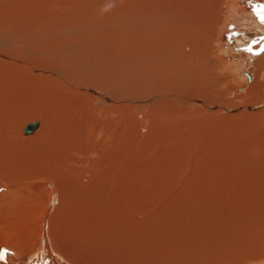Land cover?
I'll list each match as a JSON object with an SVG mask.
<instances>
[{"label": "bare ground", "instance_id": "1", "mask_svg": "<svg viewBox=\"0 0 264 264\" xmlns=\"http://www.w3.org/2000/svg\"><path fill=\"white\" fill-rule=\"evenodd\" d=\"M126 1L129 4L123 3L124 10L121 6L124 25L109 21L100 31L82 28L81 33L87 30L94 33L89 40L79 34L58 37L66 33L58 26L70 23L61 20L65 16L57 22L54 18L60 15L49 18L50 23L55 20L51 27L49 24L51 36L60 33L54 38L59 43L57 47L49 39L53 47L48 48L46 38L43 44L46 43L47 49L43 46V50L38 39L35 42L41 46L34 44L33 36V46L47 56L52 54L53 60L63 56L68 61L66 56L73 50H77L78 58L79 54H85L78 68L69 64L68 70H64L65 62L49 60L51 55L48 60H36L18 55L19 51L16 60L27 58L33 72L11 78L0 68V242L19 246L31 235L34 246L39 237L40 246L36 250H20L10 255L13 264L14 260L15 264H140L147 259L146 244L153 242L155 256L163 264H264V229L256 236L262 224L256 228L250 218L260 212L256 220L264 216V177L254 171L257 164L253 162L264 157L263 150L258 149L264 138L258 136L259 127H264V108L247 109L248 105L251 108L264 105V36L257 44L249 43L261 46L258 52L247 50L246 55L240 47L245 46L248 36L247 41L233 36L230 43L234 45L225 50L224 64L215 60L212 52L221 49L217 41L230 28L225 19L243 14L228 1L217 4L216 18L209 14L207 0H180L188 1L192 8H184L178 17L173 6L180 4L177 0ZM169 8L174 17L169 19L167 14L169 17L157 22L159 12L167 13ZM85 14L81 17L88 18ZM135 16L150 27L143 29L138 24L140 29L136 27L138 30L134 32L130 20ZM37 17L38 27L46 30V17L45 21L42 16ZM74 22L78 26L75 18ZM244 22L236 25L243 24L244 28L251 25V39L255 34H264V14L256 17V21ZM22 23L25 20L16 25L21 27ZM242 27L239 29L244 32ZM29 42L30 39L27 47ZM3 49L2 54L6 55L9 51ZM251 57L254 62L249 70L253 80L242 88L231 105H221V95L217 97L219 90L214 84L219 89L227 76L216 74L215 66L221 65L219 69L227 74L236 70V74L229 75H234L236 84L242 85L250 75L241 70L252 64ZM234 64L240 67L235 69ZM209 74L211 86L206 84ZM197 101L206 104L201 106ZM240 106L244 110L233 114ZM225 110L231 113L224 115ZM241 115L243 119H254L251 131L245 134L231 121ZM31 117H36L32 120L37 124L30 133H25L24 126L33 121H24ZM143 129L147 140H143ZM251 133L252 144L245 145L244 138H251ZM148 150L150 160L142 163L148 169L154 161L169 162L170 157V162L185 163L186 155L194 174L201 173L206 164L229 161L235 166L243 164L238 168L245 171L251 165V180L233 176L180 179L172 173L168 174L172 177H139L142 171L135 161L137 157L148 156ZM81 157L91 162L85 171L92 175L83 177L85 174L81 175L79 170L77 176L66 175V169L72 168L74 172L76 165L72 164L78 159L80 163ZM176 199L181 203L176 205ZM156 207L162 211L185 207L181 212L184 218L178 226L169 221L170 228H156L147 233L137 221L146 219ZM141 210L143 218L139 216ZM189 217H193V223L184 225L191 221ZM95 219L104 220L97 223L100 229L105 228L104 233L96 231ZM105 221L117 225L115 232L106 229ZM172 232L178 240H172ZM155 242L162 247L158 249ZM178 243L189 248L181 257L177 256ZM172 255L175 258L170 262Z\"/></svg>", "mask_w": 264, "mask_h": 264}, {"label": "rangeland", "instance_id": "2", "mask_svg": "<svg viewBox=\"0 0 264 264\" xmlns=\"http://www.w3.org/2000/svg\"><path fill=\"white\" fill-rule=\"evenodd\" d=\"M128 1H131L132 3L134 2V0H128ZM177 1H179L180 4L173 5V6H176V7H174L175 8L174 11L176 12V14H178L177 17L180 16L181 13L185 9L192 8L191 7V3H189L188 1H184L185 3H181L180 0H177ZM224 1L225 0H207L206 1V3L209 6V12H210L209 14L211 15V17L216 18L218 16V11H217L216 6H217L218 3L219 4H225ZM226 1H228L234 7L235 10L238 8V13L242 12L243 14L242 15H239V14L237 15V13L235 11L237 18H235L234 16H231V17L229 16V17H227L225 19V20L228 19L230 28H229V30L227 28V31L224 33L223 37L222 38L219 37V40L217 41L218 44L222 45L221 49L219 47L214 53L212 52V54L214 55V59L215 60H220V61L222 60V62L224 61V64L227 63L226 62V58H225V57H227V55L225 54V50H227L229 46L231 47V45H234V42L230 43V41H233L234 40V37L233 36H235V35H237L235 37H237V38H240L241 37V39L246 40V41H247V37L246 36H248V39L249 40L246 42V44L248 43L247 45H248V47L250 49L247 47L246 44H244L246 47L245 46H241L240 47L241 50L244 53L245 52L248 53V51L249 52L252 51V52H254L253 54H256L258 52L256 50H259L261 46L258 48V47H256L257 45H254V44H257L258 41H255L254 40L256 43H254V44L252 43V45H250L251 44V38L249 37V34H251V32L253 33V29H251V25H250V27L249 26H246L244 28L245 25L243 26V24H242L241 26H238L236 24L238 22H241V21L242 22L243 21L246 22V19L248 21H250V22L251 21H256V17H258L259 15L264 14V0L259 1V2H257V0H231V1L230 0H226ZM123 3H127V1L126 0L125 1L124 0H89V1L88 0H0V24L2 23V25L0 26V51H1L0 52L1 53L0 54V68L2 69V72L6 73L11 78H19V77L27 76L28 75V72L32 71V70H30V68L28 66L29 65V62L26 61L27 58H24L22 61H17L16 60L18 51H19V54L18 55H23V56H26V57L31 58V59H36L37 60L39 58L40 59L45 58L46 60H48L52 56V54H50L51 56L50 55L47 56V54H45V52L43 51L44 49L45 50L47 49L45 45H46V43H48V45H47L48 48L50 47L49 45H51V48L53 46H56L57 47L59 45V43L57 44L55 42V39L54 38H56L57 35L60 34L59 32L58 33L55 32L56 37L55 36L52 37L51 36V33H50V30H49L50 29L49 28V24H50V27H51L52 24H53V22L55 20L57 21V19L60 20L62 18V16H65V17L67 16L66 18L64 17V19L62 18L61 19L62 21L63 20H64V22H68L69 21L70 23L72 22V24H70V23L68 24L67 23L69 25L68 26L69 28H68L67 27V24L63 22L64 23L63 26L66 24V27L67 28L66 27L64 28L62 25H60V26L62 28H64V29H62L60 26H58V29L60 28V31L61 30H64V32H66V33H63L62 32L58 36L60 38H61V36L63 37V35H64V37H65V35L66 36L68 35L67 37L69 38V36H75V35H78L79 34L86 41V40H89L91 37H93L94 36V33L91 32L90 30H87V31L81 33L82 28L87 27L86 29H93L94 32H96V31L102 30V28L105 29V26L107 24H110V23H113L114 24L116 22V25L123 26L124 25V15H123L124 13H122L123 11H122L121 6H124L123 7V10L126 7L125 4H123ZM127 4H129V3H127ZM177 6H179V9H178ZM213 7H215V8H213ZM85 11H86V14H85ZM108 11H109V13H108ZM164 12L165 11H160L159 12V15H158L159 17L157 19V22L160 23V22H162L163 18L169 17V15L167 16V14H170L171 13V8H169L167 10V13L166 12L164 13ZM79 13H80V15H79ZM81 14H85V16L88 15L91 19L89 17L88 18L87 17H81V16H84V15H81ZM171 14H170V18L169 19H172L174 17ZM37 15H40V17L42 16V19H44L43 18L44 16L46 17L45 19H47V21L44 22L45 21V19H44L43 22L46 23V25H47L46 30L49 31V32H47L46 30H44L45 28L43 29V28L38 27V20H39L38 17L39 16L37 17ZM34 16H35V18H34ZM50 16L52 18L59 16L60 18L59 17L58 18H54L55 20L54 19L53 20L50 19L51 20V23H50L49 22ZM121 16H123V18H121ZM17 17H19V18H17ZM72 18H73V20H72ZM74 18L76 19V24H78V26L75 25ZM77 18H80L81 20H79ZM83 18H85L84 19V22H82L83 21L82 20ZM42 19H41V22H42ZM66 19H69V20H66ZM86 19H88V20H86ZM137 19L138 18H136V16H135V17H133V19L130 20V22H131L130 25H132L133 27H135V28H133L131 26V28H133V31L134 32H135V29H136V31L138 29H140V26L137 27L138 24L141 25V28H143V29L150 27V24H148L144 19L141 20L142 23L139 20H137ZM24 20H25V24L22 23L21 27H20V25L17 26L18 24H20ZM34 20H35V22H34ZM104 20L107 23L104 22ZM15 21H18V23H16ZM19 21H20V23H19ZM109 21H110V23H109ZM178 21H180V20H178ZM4 22L8 23V25H10V26H8L7 24L3 25ZM57 22H55L54 25H57L56 24ZM78 22H82V23H78ZM150 22H151V20H150ZM26 23H28V24H26ZM26 25H28V26H27L26 29H24V27H26ZM70 25H72L73 27H71ZM3 26H5V27H3ZM233 26L236 27V29L235 28H231ZM239 27L244 28L245 31L244 32L241 31L239 29ZM38 28H40L41 30L40 29L38 30ZM27 30H30L31 36H28L30 34L28 33L29 31H27ZM32 30H34V31H32ZM25 32L28 33V34L25 35L26 34ZM21 33H24V34H21ZM33 33H35V35H37L38 37H36ZM41 33H43L44 35L41 34ZM46 35H48V36H46ZM33 36L35 38L34 41H33ZM39 36L42 37V39ZM43 36H44V38H43ZM48 37H50V38H48ZM28 39H30V41H31V42L28 43L30 47H27L28 46L27 45ZM37 39L39 40L38 43L41 42L40 44L42 45V47H41L42 49H43V46H44V49L43 50L38 47L40 44L36 43L37 41L35 42V40H37ZM45 39L47 40V42L46 43L44 42V44H45L44 45L43 44V41H45ZM49 39H53V41L51 40V43L53 42L54 45L53 44H49ZM22 40L25 41L24 43H26V45H24V43H23V46L21 45ZM32 41L34 42V44H36L38 46H36V45H35L36 47L33 46V42ZM21 46L22 47L26 46V48L24 47V49H23ZM251 47H253V49ZM3 48H6L7 51H9L6 55L2 54V52L4 50ZM9 48H10V50H9ZM29 48H31V49L34 48L35 50L32 51ZM36 48H39L41 52L39 51V49H37L38 50L37 51ZM230 49H228V50H230ZM70 50H72V49H70ZM234 50H232V51H234ZM75 51H77V50H73L72 52L69 51L71 53H69V56L68 57L66 56V58H67L68 61H64L65 59H63V56L61 58L56 57L55 60L52 59L53 58V56H52L49 60L56 61V62L59 61L61 63L65 62L63 64V66H62V68H64V70H68L67 67L68 66L70 67L69 64H71L72 66H75L74 69L75 68H78L77 65H81L82 64L83 58L85 59V54H83L84 56H81V54H79L80 57L78 58V56L76 55L78 52L75 53ZM234 52H237V51H234ZM246 53H245V55H246ZM240 54L242 56L244 55L242 52ZM75 55H76V57H74ZM58 59H60V60H58ZM69 61L72 62V63H70ZM239 62L240 61H238L237 64H240ZM251 62H252V64H249L247 66H243L242 67L243 69L241 71L247 72L250 75L249 80H248V77H246V82H245V84H242L243 86L236 84V82L232 78V76H234V75H229V73L236 74V70H233V71L230 70V71H228V74H227L226 71H222L223 70L222 68H221V70L219 69L221 67V65L219 66V68H217V66H215V69H216L215 70V73L217 72L216 74L219 75V73H221V75H219V76H224V75L227 76V78L223 81V83L220 84L219 89L214 84V88L217 89V90H219V95L217 97H219L221 95L220 96L221 98L219 99L220 100L219 102H220L221 105H224V104H230L231 105L232 102L236 101V99L238 97V94L241 93L242 88L244 90L249 85V83L253 80V75L251 74V72L249 70L250 66L252 67L253 66V62H254V60L252 59V57H251V61H249V63H251ZM97 64H99V63H97ZM237 64H234L233 65V68L240 67ZM243 64H244V62H243ZM225 67H227V66H225ZM210 75L211 74H209L207 76L208 78H207L206 84L208 83V85L210 84V86H211L212 79H210V78H212V77ZM200 94H201V96H205L206 97V95L204 93H200ZM206 98H205V100L208 99V98L207 99ZM197 103H202V104H200L201 106L204 105V104H206V103L200 102V101H197ZM250 106L251 105H248L247 106V109L249 111H257L258 109L264 108V105H259L257 108H251ZM243 110H244V107L243 106H240L239 108L237 107V109H235L232 112H233V114L234 113L237 114L239 112H242ZM228 112L231 113L230 111H226L225 110L224 111V115H225V113L227 114ZM198 113L199 114H203L200 111ZM32 119L35 120L36 117L28 118L24 122L27 123V122L33 121ZM37 119H39V118H37ZM231 121L236 126V128L238 129V131L240 130L242 132V134H245L247 131H251V127H252L251 126V123H252V121L254 122V119H252L251 117H248V118L243 119V115H241L239 117H235V118L233 117V118H231ZM256 124L259 125L257 122H256ZM141 133L144 135V136L142 135L143 136V140H147L145 138L146 137V131L143 129L141 131ZM21 134L24 137L29 136V135H23V133H21ZM142 136H141V138H142ZM258 136H259V138L264 137V127L263 126L259 127V129H258ZM239 138L241 140V136H239ZM244 139H245V142H244L245 145L252 144V133H251V138L245 137ZM255 143H257V142H255ZM259 143H260V145H259L258 149L259 150H263V151H261L262 152L261 155H262L263 152H264V138L262 140H260ZM151 150H152V148H151ZM151 150H148V153H147L148 156H144V157H141V158H139V157L136 158L135 163L140 164V169L142 171L141 176L138 175L139 177H162V176L163 177H170L171 175L169 176L168 174L169 173H172L173 177H181L180 179H182L184 177H196V176L197 177H208V176L209 177L210 176L211 177H220V176L221 177H231V176H233V177H241V179L244 178L246 181H250L251 180V165H247L248 166V169L245 171L243 169H239L240 166L243 165V164H238V165L235 166L233 164V162H229V161L228 162L226 161V163H221V165H215L214 163L206 164L205 165L206 167L203 168V170L201 171V173L194 174V172L192 171V169L190 167L189 162H186V155L183 158V160L185 159V163H182V162H174V163L173 162H170V159H171V157H170L169 158V162L154 161L153 162L154 165L153 164H152V166L149 165L151 169H148V168H146V166H143L142 163H148L147 161L150 160ZM81 159H82L81 161H83L82 164H84V165L82 166V164H80L81 161L79 163V159H78V162L76 161L75 163L72 164L73 166L74 165L77 166V167L76 166L75 167L72 166L74 168V172H73V169L72 168L69 169V171H68V169H66V171H65L67 173L66 175H68V176H74V175L77 176L78 175V173H77L78 171L77 170L81 171V175L82 174H85V176H83V177H90V175H92V172H90V175H89V173H87L85 171L89 167V165L91 164V162L88 163V161L84 160V157H81ZM84 161L87 162V163H84ZM251 162H252V159H251ZM253 162L257 164L255 166V168H254V171L260 173L261 176L264 177V165H263L264 157L263 158H258V159H253ZM229 163L231 164V166L232 165L233 166L231 167ZM66 165L69 166V167L67 166L68 168H70V166H71L70 164H67V163H66ZM64 167H66L65 166V163H64ZM84 167H86V168H84ZM237 169H239V170H237ZM84 171H85V173H84ZM72 173H74V174L72 175ZM159 174H162V175L160 176ZM180 190H181V188L178 191H180ZM191 193H192V190H191ZM256 197L258 198L259 197V194H257ZM175 202H176V205H178V204L181 203V200L180 199L179 200L176 199ZM262 204H263V202H262ZM257 206L260 207V204H258ZM144 209H147V208H144ZM263 209H264V204L262 205V210ZM85 210L87 212L89 211L88 208H85ZM153 210L154 211L148 213L146 219L141 220L143 222H141L140 220L137 221V222H139V223H141L143 225V231H144V229L148 230L147 233H151V230H155L156 228L157 229H159V228H168L169 227V224H171L170 222H174L178 226L179 225V222L184 218V216L181 214V212L183 210H185V207H183L182 209H177V210H174V209L172 210V208L166 209L165 211H162V209H158V208L156 210L155 209H153ZM167 210H168V212H167ZM186 210L188 211V207L186 208ZM140 215H144L143 210L140 211L139 216ZM165 215H167L168 218H165ZM188 215L189 214L187 213V216ZM258 215H261V212L259 214L255 215V216H252V217L250 216V218H253L254 219V222H253L254 224L251 223V225H253V226L256 227V226H259V225L262 224L260 227H258V228L256 227L257 230L260 231L259 233L257 232L258 234L256 236H258L263 231V229H264V216L263 217H258L259 219L256 220ZM190 216H193V215L190 214ZM140 218H143V217L140 216ZM189 219L191 221L190 222H186L184 225H188V224L193 223V221H194L193 217H189ZM31 220L32 219H30V223L32 222ZM98 220H99V222H98ZM146 220H148V221H146ZM166 220H168V221H166ZM102 221H104V220L103 219H95L94 220V222L96 224V225L94 224L95 225V229L100 234L104 233L105 228L100 229L98 227V224L97 223L101 224ZM105 222H106V224H108L107 225L108 228H106V229L108 231H110L112 229L111 231L112 232H115L114 229L117 227V225H115L116 226L115 227V226H112L111 225V221H108L110 223H107V221H105ZM151 226H153L155 228L154 229H151ZM136 227L139 228L138 224L136 225ZM149 227H150V229H149ZM120 230H118L117 232H119ZM190 230H192V228L189 229V232H190ZM122 232L123 231H121L120 233L122 234ZM78 235H79V231H78ZM172 240H178L177 238H175V233L174 232H172ZM48 243H49V241H48ZM153 243H147L146 244V246H148V247H146L147 248V251L145 250L147 252V254L145 255V257L147 259L142 260L140 262V264H163L155 256L156 249L154 248L155 246L152 245ZM155 243L157 244L158 249H160L162 247V244L161 243H157V242H155ZM125 244L126 243H124V245ZM0 245H1L0 246V264H11V263L13 264V261H12V259L10 257L11 254H14V253H16V252H18L20 250H36L40 246V240H39V237H38L37 244H35L33 246V240L31 238V235H29V236H27L24 239L23 243L21 245H19V246H9V245L6 244V241L0 242ZM150 245H152V247ZM177 248L179 250V252L177 254L178 257H181L184 254L185 251L189 250V248L185 244H183V243H178L177 244ZM17 256H19V255H17ZM16 257H15V259H16ZM174 258H175V255L170 256V262H172V260H174ZM151 260H153L154 262L151 261ZM132 263H133V261H132ZM14 264H15V260H14Z\"/></svg>", "mask_w": 264, "mask_h": 264}, {"label": "water", "instance_id": "3", "mask_svg": "<svg viewBox=\"0 0 264 264\" xmlns=\"http://www.w3.org/2000/svg\"><path fill=\"white\" fill-rule=\"evenodd\" d=\"M36 124H37V121H33V122H31V123L26 124V125L24 126L23 131H24L25 133H30V132L33 130V128L36 126Z\"/></svg>", "mask_w": 264, "mask_h": 264}, {"label": "crops", "instance_id": "4", "mask_svg": "<svg viewBox=\"0 0 264 264\" xmlns=\"http://www.w3.org/2000/svg\"><path fill=\"white\" fill-rule=\"evenodd\" d=\"M261 34H263V33L255 34L254 36H252V39H251L252 41H251V42H255V41H257V40L260 41L261 39H263V38H264V37H263L264 34H263V35H261ZM257 35H259L260 38H259ZM255 36H256L257 38H256ZM262 37H263V38H262ZM255 38H256V39H255ZM253 39H254L255 41H254Z\"/></svg>", "mask_w": 264, "mask_h": 264}]
</instances>
